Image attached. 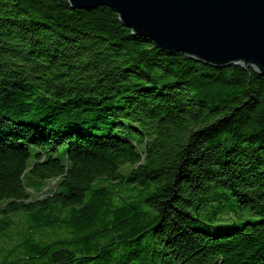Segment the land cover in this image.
<instances>
[{
  "label": "trees",
  "instance_id": "trees-1",
  "mask_svg": "<svg viewBox=\"0 0 264 264\" xmlns=\"http://www.w3.org/2000/svg\"><path fill=\"white\" fill-rule=\"evenodd\" d=\"M0 264H264V76L0 0Z\"/></svg>",
  "mask_w": 264,
  "mask_h": 264
},
{
  "label": "water",
  "instance_id": "water-1",
  "mask_svg": "<svg viewBox=\"0 0 264 264\" xmlns=\"http://www.w3.org/2000/svg\"><path fill=\"white\" fill-rule=\"evenodd\" d=\"M73 9L108 7L132 35L167 54L264 76V0H67Z\"/></svg>",
  "mask_w": 264,
  "mask_h": 264
},
{
  "label": "rangeland",
  "instance_id": "rangeland-1",
  "mask_svg": "<svg viewBox=\"0 0 264 264\" xmlns=\"http://www.w3.org/2000/svg\"><path fill=\"white\" fill-rule=\"evenodd\" d=\"M51 186H53L52 184L50 185V186H47V187H51ZM48 190V189H47Z\"/></svg>",
  "mask_w": 264,
  "mask_h": 264
}]
</instances>
